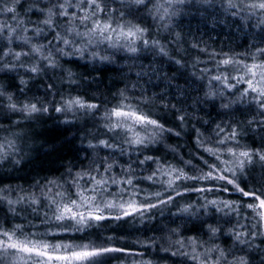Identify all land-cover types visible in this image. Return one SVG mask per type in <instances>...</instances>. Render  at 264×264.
<instances>
[{
	"label": "snow or ice",
	"instance_id": "obj_1",
	"mask_svg": "<svg viewBox=\"0 0 264 264\" xmlns=\"http://www.w3.org/2000/svg\"><path fill=\"white\" fill-rule=\"evenodd\" d=\"M197 6L218 8L244 30L252 38L245 50L209 52L186 39L180 17ZM117 57L139 69L136 82L78 94L102 81L69 65L88 61L100 73ZM154 79L163 90L149 94ZM41 85L43 97H29ZM190 89L202 95L193 99ZM209 109L225 119L199 115ZM50 112L73 126L78 114L90 117L86 147L59 177L27 189L0 180V264H123L124 254L131 264H154L144 258L153 249L183 258L174 264H264V0H0V120L10 122L0 167L20 163L12 157L22 152L21 135L12 128ZM184 137L194 153L166 144ZM156 152L165 154H148ZM158 216L168 223L145 227L167 247L155 235L134 242L142 252L98 233L87 243L58 239Z\"/></svg>",
	"mask_w": 264,
	"mask_h": 264
},
{
	"label": "trees",
	"instance_id": "obj_2",
	"mask_svg": "<svg viewBox=\"0 0 264 264\" xmlns=\"http://www.w3.org/2000/svg\"><path fill=\"white\" fill-rule=\"evenodd\" d=\"M36 19V17H33ZM186 34V39L192 40L195 39L196 42L201 43V47H208L209 52L215 50L217 52L224 51H235L242 52L245 50L247 43L251 41L250 36L245 35V31L241 30L238 25L234 24L231 19H228L226 14L223 13L218 8H209L205 10L203 7H192L189 10H186V14L180 17V27L177 29ZM50 38V37H49ZM184 49L189 50L192 56L198 55V53L189 48L188 44L183 45ZM201 59H205V56H201ZM118 65H109L105 71L96 73L92 71L93 65L84 60H80L78 64L69 65L73 68V71L82 73L85 77L89 79L91 76H95L98 81L101 83L93 84L91 88L85 89L81 88L78 90V94L84 95L87 91L88 94H95L99 96L100 92L103 91L105 95L108 94V88H112V91L115 92L116 88H123L125 84L136 82L135 71L139 69H134L129 71L128 65L132 61L119 60ZM151 57L148 59H143V63L148 65L150 63ZM87 64V67L85 65ZM96 67H103L102 65H96ZM119 67L121 72L113 71V68ZM203 67V65H201ZM164 70L166 72H175L174 65H168L165 63ZM23 75V73H21ZM114 81H122L116 84L113 87ZM51 82V81H47ZM18 83V80L16 81ZM181 87L184 86L183 80L178 81ZM157 81L155 79L148 85L150 92H161L162 87L155 86ZM14 90V89H13ZM174 91V89H173ZM190 94L193 96V99L197 95H202V93H197L193 89H190ZM33 94L36 96L43 97L44 88L41 85L40 89L37 90L33 88V91L29 93V97ZM136 94L139 92L137 90ZM172 91H169L168 98L171 99ZM175 102V101H173ZM159 109L157 108V111ZM161 115L163 113H160ZM208 120H224L225 117L218 116L216 111L211 109L205 113H199ZM51 116L52 118H49ZM98 118V117H97ZM170 118V114H169ZM14 119H20L19 117H14ZM71 120L72 117L69 116ZM90 117H86L83 114H78V120L73 121V125H66L63 123L64 117L57 113H49L44 116H38L33 118L31 121H22V126L20 128H12L13 131L20 133L21 139L17 141L20 145L22 152L20 155L12 157L13 160H20L19 164L13 166L12 164L5 163L3 167H0V180L3 181V184H11L13 186L19 185L27 189L29 184L34 180H43V178H55L59 177L64 171V165L69 161H73L76 156V149L86 147V141L84 144H81V139L84 136L83 125L86 120H89ZM0 124L4 125L3 129H0V139L9 135V131H6L9 127V121L0 120ZM172 126V125H168ZM89 130L92 129V124L87 125ZM71 141V143H65V141ZM166 144L173 145L179 149L181 153L192 154L195 152L193 147L194 141L189 142L187 137L181 138L179 140L172 138L166 141ZM160 155L163 157L164 152L148 153ZM203 154V153H201ZM83 154H81L82 158ZM190 158L189 155H185V159ZM135 159V157H133ZM168 159H172L171 156H168ZM198 163V161H196ZM147 185H145L146 187ZM226 198L229 196L227 193H223ZM231 198L236 199L237 195L233 194ZM175 209H173L174 211ZM165 216H167L168 209H165ZM140 218L129 223L132 225L128 227V224L121 225L118 221H112L107 223H102L99 226L85 229L84 232H74V235H71L73 240L87 243L89 240H96V234L98 233L101 238L107 236L122 237L123 239L119 240L118 246H124L125 242L133 246V250L137 252L145 251V249L140 245H135L136 240H145L153 235L156 236L157 241L162 247H167L165 240L161 239V233H153L148 231L145 225L148 228L151 227V223L144 222L140 223ZM21 222V221H16ZM157 222L168 223L167 220H164L163 217H157ZM243 223V221H241ZM156 250L147 253L145 259H152L154 264H174L176 260L183 258H169V253L157 249V254L152 253ZM175 251V249H173ZM139 259V257H135ZM121 259L123 264H131V259L127 254H124ZM256 264H259L257 259Z\"/></svg>",
	"mask_w": 264,
	"mask_h": 264
},
{
	"label": "rangeland",
	"instance_id": "obj_3",
	"mask_svg": "<svg viewBox=\"0 0 264 264\" xmlns=\"http://www.w3.org/2000/svg\"><path fill=\"white\" fill-rule=\"evenodd\" d=\"M140 220V219H139ZM22 222V221H21ZM146 222H149V221H146ZM36 223H37V225H39V221L37 220L36 221ZM149 223H151V226H152V224H155V223H157V221H152V222H149ZM132 224L131 223H128V227H130ZM39 230H43L42 228H40ZM84 231H86V230H84ZM83 231V232H84ZM71 235H74V232H69V233H63V234H61L59 237H58V239L59 240H61V241H63L64 243H68L69 241H74V242H76V243H81L80 241H76V240H73L72 239V237H71ZM49 239H51V237H49ZM156 251L155 252H152V253H155V254H157V249H155ZM153 251V250H152ZM129 258H132V257H129Z\"/></svg>",
	"mask_w": 264,
	"mask_h": 264
}]
</instances>
